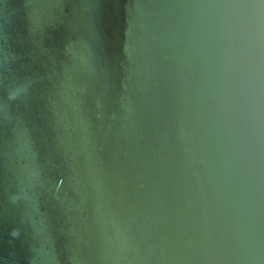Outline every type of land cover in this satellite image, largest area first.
Returning <instances> with one entry per match:
<instances>
[{
	"label": "water",
	"instance_id": "1",
	"mask_svg": "<svg viewBox=\"0 0 264 264\" xmlns=\"http://www.w3.org/2000/svg\"><path fill=\"white\" fill-rule=\"evenodd\" d=\"M0 264H264V0H0Z\"/></svg>",
	"mask_w": 264,
	"mask_h": 264
}]
</instances>
